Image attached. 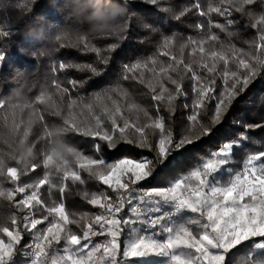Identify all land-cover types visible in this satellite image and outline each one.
<instances>
[{
  "label": "trees",
  "instance_id": "1",
  "mask_svg": "<svg viewBox=\"0 0 264 264\" xmlns=\"http://www.w3.org/2000/svg\"><path fill=\"white\" fill-rule=\"evenodd\" d=\"M219 2L220 0H157L156 5H151L146 0H127L123 32L105 37L89 35L86 26L77 25L72 19L61 15L52 0H11L10 6L0 8V31L10 32L8 37L0 36V57H3L0 59V104L3 105L0 107V131L16 129L18 126V133L23 135L27 131L29 142L36 149V158L25 167L11 159V148L0 140V157L7 166L17 167L20 173V179L16 183L5 175H0V191H13L17 186L42 178L47 171L43 168L44 155L46 152L50 154L51 143L46 131L53 124L61 125L67 130L63 139L68 149L72 148L83 156L103 158L106 163H115L121 159L140 160L142 157L153 160L155 167L152 175L136 186L144 190L174 186L193 171L202 170L209 160L225 158L220 151L225 144L236 146L227 157L229 163L222 166L215 175L224 183L229 179L228 171L233 175L242 171L247 157L264 152V131L247 133L248 139L244 142L241 139L244 130L240 127V122L264 120V64L257 62L264 61V48L260 47V27L252 26L264 15V0H256L253 5L245 6V11L250 12V16L234 10L229 17H221L215 13L200 15L201 11L207 12L209 6H218ZM19 13H28L26 19L45 18L39 39L23 21L16 23ZM227 19L235 20L236 23L228 25ZM215 23L224 25L226 31L210 26ZM36 27L40 28L41 25L37 24ZM212 34L218 40L207 41L204 53H200L198 46L190 43V39L201 40ZM165 39L170 41L167 47L164 46ZM85 44L99 51H84ZM112 45H116V48L113 49ZM193 47H197L195 53L192 51ZM212 51L227 58L226 67L230 73L237 72L241 77L247 74V70L239 66L240 59L252 65L258 73L232 101L220 123H213V116L217 98L225 88L222 75L225 62L219 58L214 60L210 56ZM165 52L167 55H164ZM204 63L214 67L215 71L208 73L201 67ZM61 64L65 67L61 68ZM136 64H140V68L129 71ZM88 65L96 68L97 72L88 70ZM170 65L176 70L172 71ZM185 65H191L196 74L201 76L198 86L207 85L215 89L211 93L212 98L206 99L201 106L196 104L198 96L193 90L196 82ZM169 76L181 86V94L170 105L167 92L164 93V100L157 102L153 99L155 94L161 92V82L175 94V85L170 83ZM232 82L229 78V87ZM149 85L156 87V93L152 92ZM64 89L67 91H63ZM45 94L54 95L61 102L59 116L51 115L40 102ZM72 101L76 103L73 105ZM117 107L121 113L117 115L118 123L122 125L124 120H128L130 125L135 123L143 127V135L151 145V150L138 146L141 133L133 128L126 129L123 136L119 129L113 131L108 113ZM97 115L101 116L104 127L113 135L115 147H108L107 142L99 137L75 132L70 124L65 123L66 120H71L81 129L95 127ZM193 115L197 118L195 122L190 119ZM161 119L164 122V135L170 134L173 138L174 150L163 163H157L155 153L161 130L154 125ZM202 127L210 129V132L200 135ZM182 138L192 139L194 142L175 150V143ZM68 159L71 166L80 171L85 183L80 185L68 181L63 194L57 189L50 191L48 186H44L40 194L48 205L53 201L57 204L63 202L71 217L79 219L83 216L79 226H72L76 234L82 235L86 224L93 222L95 215L103 211L88 203L84 192L105 193L112 196L113 200L115 193L86 171L80 170L74 157L69 155ZM33 164L39 165L34 172L31 170ZM52 179L54 183H60V176L54 170ZM23 195L16 194L12 199L0 196V215L8 217L0 222V227L7 226L10 230L18 228L23 237L16 246L14 264H23L28 260L29 255L24 253L30 252L28 245L33 243L32 233L35 231L30 232L24 228V218L30 210L17 206ZM129 208L130 206H126L119 215L126 217ZM170 209V206H162L164 211ZM43 214L39 210L35 213V218H41ZM180 215L187 218L197 214L185 211ZM13 218L17 221L16 225L12 224ZM46 223L38 225V228L45 227ZM193 231H197L195 226ZM158 237H164V234ZM0 238L7 240L2 233ZM103 238L106 241L108 239L106 236ZM120 239L123 249L127 229ZM258 239L245 242L239 246L238 251H248ZM236 251L230 253L229 259ZM257 252L259 254L264 250ZM118 260L120 264H125L122 253ZM152 260L153 258H148L143 264H150Z\"/></svg>",
  "mask_w": 264,
  "mask_h": 264
},
{
  "label": "snow or ice",
  "instance_id": "2",
  "mask_svg": "<svg viewBox=\"0 0 264 264\" xmlns=\"http://www.w3.org/2000/svg\"><path fill=\"white\" fill-rule=\"evenodd\" d=\"M146 2L151 5L157 4V0H146ZM254 3L256 0H220L218 6H209L207 12L201 11L200 15L215 13L221 17H229L234 10L250 16L251 13H246L245 6ZM28 11L30 13L31 9ZM235 23V20H226L228 25ZM210 26L226 31L225 26L220 23ZM252 26L260 27V47L264 48V27H261L264 26V15H261ZM228 34L232 35L230 32ZM9 35V31H0V36L8 37ZM216 40L218 37L212 34L201 40L190 39V43L198 46L200 53H204V44L207 41ZM169 43L170 41L165 39L164 46L167 47ZM112 48L115 49L116 45H112ZM84 51L98 52L99 49L89 48L85 44ZM192 51L195 53L197 47H193ZM164 55H167V52ZM210 56L214 60L219 58L225 62V69L222 73L225 88L217 98L213 116V123H220L232 101L247 88L258 73L252 65L240 59L239 66L247 70V74L241 77L237 72L230 73L227 70L225 56L215 51L210 52ZM173 60L175 61V58ZM257 62L264 64V61L257 60ZM60 67L64 68L65 65L61 64ZM73 67L79 66L73 65ZM201 67L208 73L215 71L214 67H210L207 63L202 64ZM87 68L92 73L97 72V69L91 65ZM138 68L140 64L134 65L129 71H135ZM169 68L172 71L176 70L172 65ZM185 68L192 72V79L196 82L193 90L198 96L196 104L201 106L206 99L212 98L211 93L215 89L207 85L198 86L202 79L201 76L196 74L191 65H185ZM229 78L233 81L230 87L228 86ZM168 79L172 85H175V94L161 82V92L155 94L153 99L160 102L165 99L164 93L167 92V101L170 105L176 96L181 94V86L171 76ZM141 83H143L142 79ZM73 85L75 86V82ZM149 87L153 93H156V87L152 85ZM43 98L41 97V103H43ZM75 103L72 101L73 105ZM0 107L3 105L0 104ZM88 107L90 108L91 105ZM120 114L119 107L108 113L113 131L119 129L123 136L125 130L131 127L141 133L138 146L151 150V145L143 135L144 128L135 123L130 125L128 120H124L122 125L119 124L117 115ZM190 119L195 122L197 118L193 115ZM65 123L70 124L75 132L84 136L99 137L107 142L108 147H115L113 135L104 127V121L99 115L95 117V127L81 129L71 120H66ZM154 126L161 130V138L155 153L156 162L163 163L174 150L173 138L170 134L164 135L162 119ZM240 127L244 130L241 139L246 142L247 133L256 130L264 131V120L240 122ZM16 129L18 130V126ZM209 132L210 129L202 127L200 135H207ZM24 134L28 135V132ZM193 142L192 139L182 138L175 143V150H179L186 143ZM235 146L225 144L220 150L225 158L209 160L203 165L202 170L193 171L190 176L180 179L174 186L151 190L136 187L152 175L155 164L148 157H142L140 160L121 159L115 163H106L103 158L93 159L69 148L68 151L74 157L80 170L86 171L115 193V200H113L112 196L105 193L84 192L88 203L103 211L95 215L93 222L86 224L82 235L76 234L72 226H79L83 216L79 219L71 217L63 202L57 204L53 201L48 205L40 194L44 186H48L50 191L57 189L63 194L68 187L66 182L71 181L73 184L79 183L80 185L85 183L80 171L71 166L68 156L51 150L50 154L46 152L43 168L47 171L42 178L23 186H17L13 191H0V196L12 199L16 194H24L17 206L30 210L28 216L24 218V228L30 232L35 230L32 233L33 243L28 245L31 251L24 253L32 257L31 264H120L118 257L121 253L125 264H143L148 258H167L166 261H162V264H264V252H259V254L257 252V250H264V152L247 157L242 171L234 175L228 171L229 179L221 183V178L215 174L222 166L229 163L227 157L232 154L231 150ZM11 159L16 160L13 157ZM37 167L39 165L33 164L31 170L34 172ZM53 170L60 176L59 184L53 182ZM0 175H5L13 183L20 179L17 167L7 166L2 157H0ZM126 206H130L129 213L126 217H121L119 214ZM162 206H170L171 211L162 210ZM39 210H42L44 214L41 218H35V213ZM185 211L197 215L185 218L180 215ZM45 222H47L45 227L38 228V225H43ZM16 223V219L13 218L12 224L16 225ZM193 226L197 228L196 232L193 231ZM125 229H127V239L122 249L120 238L125 235ZM154 229L157 231H153ZM0 233L7 237V240L0 238V264H14L16 246L23 238L22 233L18 228L10 230L7 226L0 227ZM161 234H164V239L157 238ZM97 236L108 237L107 242L93 244L92 239ZM253 238L259 239L251 244L248 251L240 253L239 246L252 241ZM233 250L237 251L229 259Z\"/></svg>",
  "mask_w": 264,
  "mask_h": 264
},
{
  "label": "clouds",
  "instance_id": "3",
  "mask_svg": "<svg viewBox=\"0 0 264 264\" xmlns=\"http://www.w3.org/2000/svg\"><path fill=\"white\" fill-rule=\"evenodd\" d=\"M57 11L68 19H72L77 25L86 26L89 35L96 37L119 35L124 30V17L127 14L125 0H52ZM11 5V0H0V8ZM28 13H19L16 23L21 21L30 28L37 39L42 35L43 19H26ZM41 27L37 28L36 25ZM43 104L53 116L60 115L61 102L51 94H45ZM66 129L53 124L46 135L50 137V150L64 156H69L63 136ZM0 140L11 148L12 156L19 163L27 167L36 158L35 145L29 142L28 135H20L15 128L0 131ZM8 217L0 215V222Z\"/></svg>",
  "mask_w": 264,
  "mask_h": 264
},
{
  "label": "built area",
  "instance_id": "4",
  "mask_svg": "<svg viewBox=\"0 0 264 264\" xmlns=\"http://www.w3.org/2000/svg\"><path fill=\"white\" fill-rule=\"evenodd\" d=\"M168 211H171V209L168 210ZM165 223H168V222L165 221ZM153 231H157V230L154 229ZM103 239H104L103 236H97V237H94V238L92 239V241H94L95 243H101V242H104ZM30 251H31V249H30ZM31 260H32V257L29 255L28 260H27L25 263H23V264H31Z\"/></svg>",
  "mask_w": 264,
  "mask_h": 264
},
{
  "label": "rangeland",
  "instance_id": "5",
  "mask_svg": "<svg viewBox=\"0 0 264 264\" xmlns=\"http://www.w3.org/2000/svg\"><path fill=\"white\" fill-rule=\"evenodd\" d=\"M192 217H194V215H192ZM159 239H164V237H157ZM104 242H107L106 239H103ZM93 244H95L94 241H92ZM167 258H153V260L150 262V264H162V261H166Z\"/></svg>",
  "mask_w": 264,
  "mask_h": 264
}]
</instances>
